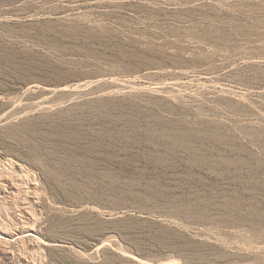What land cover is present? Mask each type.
I'll use <instances>...</instances> for the list:
<instances>
[{"label":"rangeland","instance_id":"rangeland-1","mask_svg":"<svg viewBox=\"0 0 264 264\" xmlns=\"http://www.w3.org/2000/svg\"><path fill=\"white\" fill-rule=\"evenodd\" d=\"M0 264H264V0H0Z\"/></svg>","mask_w":264,"mask_h":264}]
</instances>
